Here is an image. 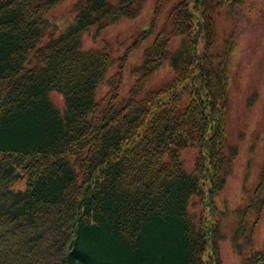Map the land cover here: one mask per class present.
Returning <instances> with one entry per match:
<instances>
[{
	"label": "trees",
	"instance_id": "1",
	"mask_svg": "<svg viewBox=\"0 0 264 264\" xmlns=\"http://www.w3.org/2000/svg\"><path fill=\"white\" fill-rule=\"evenodd\" d=\"M61 1L0 0V264H221L215 196L238 149L226 139L230 52L207 10L241 0L174 1L129 95L124 56L101 98L115 61L83 35L146 0H78L63 31L49 16ZM230 14L229 49L240 22ZM167 61L172 78L141 95ZM243 264H264V249Z\"/></svg>",
	"mask_w": 264,
	"mask_h": 264
},
{
	"label": "rangeland",
	"instance_id": "2",
	"mask_svg": "<svg viewBox=\"0 0 264 264\" xmlns=\"http://www.w3.org/2000/svg\"><path fill=\"white\" fill-rule=\"evenodd\" d=\"M110 1L115 3L118 0ZM77 2L78 0H62L51 9L49 16L60 30L73 22ZM156 2L157 0H146L137 15L124 16L101 31L94 25L84 33V48L105 47L115 60L98 90V98L108 90L107 80L118 70L121 58L125 55L127 59L122 68L123 82L120 88L123 96L129 95L133 83L143 73V69L139 68L143 65L146 49L167 24L168 12L172 6V2L167 3L155 15ZM224 6L220 11H214L215 8L212 7L207 10L208 15L211 14L213 18L209 19L208 31L213 30L217 38L230 30L229 15L225 14V10L235 12L234 6ZM236 10L242 16L240 25L237 26V37L230 49L224 48L227 54L230 52L231 58L227 85L226 139L239 152L233 172L228 175L226 183L215 198L219 209L216 241L221 264H242V255L235 247L242 249L247 255L251 250L264 247V208L260 212L258 205L250 206L253 200L264 201V0H241ZM146 29H151L152 33L141 40ZM179 40L174 38L170 46L177 47ZM218 52L215 50L211 53L216 57ZM172 75L173 69L166 62L146 78L141 95L147 90L158 88L170 80ZM51 97L59 106H63L62 97L57 92H53ZM183 157L187 160V169L192 170L195 152L188 148L183 151ZM201 208L202 205L197 207ZM190 209L191 212L197 211L193 206Z\"/></svg>",
	"mask_w": 264,
	"mask_h": 264
}]
</instances>
